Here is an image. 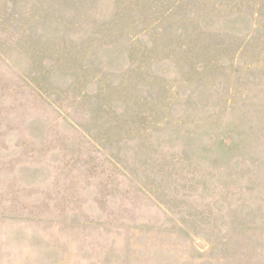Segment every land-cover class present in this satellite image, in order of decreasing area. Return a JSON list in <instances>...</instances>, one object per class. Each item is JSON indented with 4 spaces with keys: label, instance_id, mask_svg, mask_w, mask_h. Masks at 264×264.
<instances>
[{
    "label": "rangeland",
    "instance_id": "rangeland-1",
    "mask_svg": "<svg viewBox=\"0 0 264 264\" xmlns=\"http://www.w3.org/2000/svg\"><path fill=\"white\" fill-rule=\"evenodd\" d=\"M0 264H264V0H0Z\"/></svg>",
    "mask_w": 264,
    "mask_h": 264
}]
</instances>
